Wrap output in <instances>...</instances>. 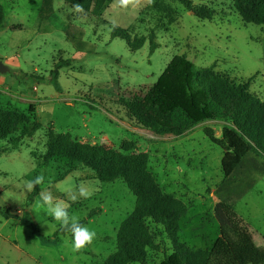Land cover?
Wrapping results in <instances>:
<instances>
[{
  "label": "rangeland",
  "instance_id": "obj_1",
  "mask_svg": "<svg viewBox=\"0 0 264 264\" xmlns=\"http://www.w3.org/2000/svg\"><path fill=\"white\" fill-rule=\"evenodd\" d=\"M191 2L212 9L213 19L200 21L175 0H141L126 10L107 0L98 17L77 13L63 0H0L6 21L0 30V61L8 68L0 73V112L25 119L0 140V208L15 215L0 216V264H103L115 251L119 224L133 210L135 198L122 180H86L87 170L61 157L42 164L50 129L81 144L121 151L130 142L133 149L125 154L146 153L148 171L162 191L187 206L178 235L188 248L209 249L218 237L213 209L225 195L255 246L264 250L263 158L248 155L231 185L218 193L223 152L205 131L220 140L225 123L208 121L178 137H158L127 115L125 104L139 101L174 56H184L195 67L214 66L238 82L251 78L250 92L262 98L264 27L244 24L231 0ZM113 21L131 39L145 37L143 46L133 51L123 39L112 38ZM67 60L69 66L56 68ZM33 118L41 128L23 137ZM38 175L45 182L25 208L30 192L24 183ZM80 184L92 195L69 200L67 193ZM41 188L65 200L80 221L99 210L84 224L96 233L92 244L76 252L70 234L54 243L42 240L53 238L60 225L36 206ZM23 212L36 233L23 224ZM148 225L159 249L148 251L145 264H158L171 246L160 227Z\"/></svg>",
  "mask_w": 264,
  "mask_h": 264
},
{
  "label": "trees",
  "instance_id": "obj_2",
  "mask_svg": "<svg viewBox=\"0 0 264 264\" xmlns=\"http://www.w3.org/2000/svg\"><path fill=\"white\" fill-rule=\"evenodd\" d=\"M71 8L76 3L93 17L100 16L107 0H63ZM192 12L200 21H211L215 12L204 6H193L191 0H175ZM232 8L244 24L264 27V0H231ZM6 27L5 15L0 5V30ZM111 37L127 42L135 51L145 43V37L131 39L128 32L113 27ZM151 39V36L150 38ZM150 53L155 49L150 41ZM69 66V61L59 62L56 68ZM238 82L214 66L195 67L184 56H174L156 82L137 102L125 104L128 117L144 130L158 137H178L193 127L208 122L225 123L220 140L210 132L205 136L223 152L221 171L223 179L217 187L221 193L231 185L233 175L250 153L264 159V85L263 96L258 98L249 90L250 81ZM33 114V105H29ZM25 123L22 115L0 112V140L16 132ZM34 118L24 130L23 137L31 136L41 128ZM126 143L121 151L101 146H89L71 140L67 134H57L51 129L46 134V151L42 164L61 157L76 162L87 170L86 180L113 183L122 180L135 198L133 210L121 221L116 232L115 251L103 264H145L148 251H158L149 230L148 222L160 227L171 246V253L158 264H264V250L253 243L246 224L237 218L225 195H219L214 206V219L218 224V237L209 249H190L178 235V222L187 213V206L174 195L164 193L148 171L146 153L125 154L133 149ZM38 195V189L30 192L25 200L29 208ZM99 210L90 211L85 224ZM4 219L15 217L0 208ZM23 224L36 233L27 212L22 213ZM70 234L58 227L53 238H42L54 243L59 235ZM71 235V234H70Z\"/></svg>",
  "mask_w": 264,
  "mask_h": 264
},
{
  "label": "clouds",
  "instance_id": "obj_3",
  "mask_svg": "<svg viewBox=\"0 0 264 264\" xmlns=\"http://www.w3.org/2000/svg\"><path fill=\"white\" fill-rule=\"evenodd\" d=\"M152 0H148L151 3ZM115 3L121 9H128L129 7H138L141 5V0H115ZM73 9L77 13L84 11L83 6L79 3L73 5ZM115 27V22L113 21ZM45 177L38 175L34 179L25 181L24 188L27 192L36 190L37 186L43 185ZM68 199L75 202L80 198L88 199L92 193L87 189L84 184H80L75 191L67 193ZM39 201L36 206L44 209L53 220L59 223L60 227L71 234L73 251L79 252L92 244L95 239L96 233L90 230L87 226L80 223L79 217L69 212L70 205L62 199L53 196L49 191L43 188L39 192Z\"/></svg>",
  "mask_w": 264,
  "mask_h": 264
},
{
  "label": "water",
  "instance_id": "obj_4",
  "mask_svg": "<svg viewBox=\"0 0 264 264\" xmlns=\"http://www.w3.org/2000/svg\"><path fill=\"white\" fill-rule=\"evenodd\" d=\"M6 72H8V68L7 67H5L3 64H2V62L0 61V73H6Z\"/></svg>",
  "mask_w": 264,
  "mask_h": 264
},
{
  "label": "crops",
  "instance_id": "obj_5",
  "mask_svg": "<svg viewBox=\"0 0 264 264\" xmlns=\"http://www.w3.org/2000/svg\"><path fill=\"white\" fill-rule=\"evenodd\" d=\"M223 123H224V122H223ZM248 155H250V153H249ZM248 155H247V156H248ZM252 155H253V154H252ZM247 156H246V157H247ZM246 157H245V158H246ZM245 158H244V159H245ZM243 161H244V160H243ZM252 161H254V160H252ZM252 161H251V162H252ZM242 163H243V162H242Z\"/></svg>",
  "mask_w": 264,
  "mask_h": 264
}]
</instances>
